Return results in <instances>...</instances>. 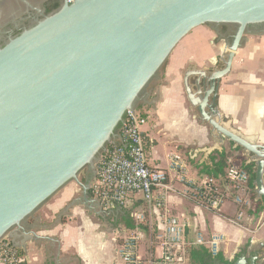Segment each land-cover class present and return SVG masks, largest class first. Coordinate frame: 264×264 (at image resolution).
<instances>
[{"label":"water","instance_id":"95a60500","mask_svg":"<svg viewBox=\"0 0 264 264\" xmlns=\"http://www.w3.org/2000/svg\"><path fill=\"white\" fill-rule=\"evenodd\" d=\"M199 26L234 28L212 70L183 74L186 101L213 142L201 152H220L225 140L240 148L254 164V201L264 200V144L215 107L236 50L248 36L264 39V0H73L0 49V242L25 233L27 220L69 183L87 200L94 165L120 140L125 113Z\"/></svg>","mask_w":264,"mask_h":264},{"label":"crops","instance_id":"0c3cea01","mask_svg":"<svg viewBox=\"0 0 264 264\" xmlns=\"http://www.w3.org/2000/svg\"><path fill=\"white\" fill-rule=\"evenodd\" d=\"M215 34L205 26L189 32L171 52L159 79L149 85L148 95L137 107L146 118L142 132L150 168L167 170L168 157L176 152L186 160L190 177L208 176L201 166H209L216 151L208 155L201 152L211 148L213 142L186 101L183 74L189 68L212 70L223 44ZM215 104L222 119L230 120L233 128L264 144V39L248 36L236 50L229 74L219 82ZM223 151L226 158L243 157L226 140ZM169 181L174 192L166 203L167 215L187 223L186 240L192 241L197 233L205 238L222 236L215 258L208 256L206 248L195 247L186 254L184 264L264 263V200L256 216L245 211L240 224L235 225L229 220L235 219L238 209L230 199L214 213L184 197L182 185L172 174ZM86 199L79 186L69 183L27 220L25 233L14 231L6 239L22 252L23 264H120L121 240L134 223L118 212L143 209L141 195H134L126 209L109 212L100 209L89 190ZM162 214L146 215L154 230ZM142 230L148 236L150 229L145 226ZM146 244L140 246L142 257L149 255ZM150 253L157 256L158 250L151 249Z\"/></svg>","mask_w":264,"mask_h":264},{"label":"built area","instance_id":"2783aa9c","mask_svg":"<svg viewBox=\"0 0 264 264\" xmlns=\"http://www.w3.org/2000/svg\"><path fill=\"white\" fill-rule=\"evenodd\" d=\"M146 124L143 113L135 109L127 111L119 128L120 140L110 143L96 165V173L89 185L91 196L103 212L126 209L134 195L140 194L144 208L133 210L134 227L122 238L118 249L120 264H184L191 248L204 247L210 257L219 253L221 235L205 238L197 233L192 241L185 238L187 223L167 215L166 203L174 180L183 187L182 194L205 210L218 213L224 201L231 200L237 214L230 223L238 225L249 208V176L232 157L225 158L222 180L205 176L192 178L188 174L186 160L179 153L168 157L167 170L150 168L142 128ZM222 182V183H221ZM159 223L154 225L146 215L158 214ZM150 229L148 236L142 227ZM147 242L148 257L140 255V246ZM157 249L155 256L150 251ZM16 249L8 240L0 242V264H22Z\"/></svg>","mask_w":264,"mask_h":264},{"label":"flooded vegetation","instance_id":"af4514ba","mask_svg":"<svg viewBox=\"0 0 264 264\" xmlns=\"http://www.w3.org/2000/svg\"><path fill=\"white\" fill-rule=\"evenodd\" d=\"M72 1L73 0H0V49L9 43V41L17 38L25 30L34 27L39 21H42L45 17L56 12L64 4L72 3ZM233 32L234 28L232 26H222L218 33L215 34V38L218 42L225 43L230 41ZM246 163L248 165L251 163L249 158L246 160ZM86 180L87 179L84 178L83 181L85 182Z\"/></svg>","mask_w":264,"mask_h":264},{"label":"trees","instance_id":"16d2710c","mask_svg":"<svg viewBox=\"0 0 264 264\" xmlns=\"http://www.w3.org/2000/svg\"><path fill=\"white\" fill-rule=\"evenodd\" d=\"M237 152H241L240 148L235 149ZM215 156L210 158L211 164L209 166L202 165L201 166V171L208 175L209 177H213L216 179H222L224 176V169H225V156L223 155L222 152H215ZM216 157V158H215ZM240 168L245 170L249 176V208L247 209V214L251 215L252 211L255 210L256 212H260L262 210V201H254L255 195H254V186H253V179H254V164L250 163L249 165L245 163V161L239 165ZM131 211L130 210H125L122 212H118L119 215L123 216L127 220L130 221L131 219ZM132 220V219H131ZM133 223V222H132ZM131 228L133 225L130 226ZM193 249V248H191ZM190 249V250H191ZM189 250V251H190ZM188 251V252H189ZM16 253L19 258H22V252L18 249H16ZM208 256L210 257L209 252L207 251ZM24 262H22L23 264Z\"/></svg>","mask_w":264,"mask_h":264},{"label":"rangeland","instance_id":"374dc122","mask_svg":"<svg viewBox=\"0 0 264 264\" xmlns=\"http://www.w3.org/2000/svg\"><path fill=\"white\" fill-rule=\"evenodd\" d=\"M205 27H208V26H205ZM174 153H175V152H174ZM222 153H223V155L226 157L227 153H225L224 151H223ZM241 154H242L243 157H238L237 159H235V161H236L237 164H242L245 160H248V157L244 156L242 150H241ZM180 155H181V154H180ZM229 155H231V153H229ZM96 165H97V164L95 163L94 168H96ZM88 176H89V175L87 174V170H86V169L82 170V172H81L80 175H79V181L83 183V182H84V181H83L84 178L88 179V178H87ZM257 214H258V212H256L255 210H253V211H252V214L249 215V216H256ZM146 246H148V245L146 244ZM146 246L144 245L143 248H146Z\"/></svg>","mask_w":264,"mask_h":264}]
</instances>
